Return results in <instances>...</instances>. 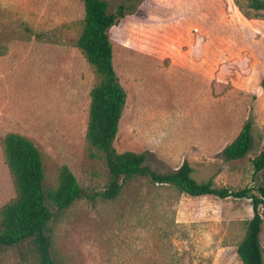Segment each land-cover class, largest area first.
<instances>
[{
	"label": "rangeland",
	"instance_id": "obj_1",
	"mask_svg": "<svg viewBox=\"0 0 264 264\" xmlns=\"http://www.w3.org/2000/svg\"><path fill=\"white\" fill-rule=\"evenodd\" d=\"M106 1L127 5L108 31L128 95L115 150L144 153L160 173L187 161L198 180L264 185V169L254 173L250 162L264 145V9L256 15L239 0L246 17L235 0ZM83 14L80 0H0V211L15 196L3 145L14 132L40 151L46 190L65 164L84 194L63 210L51 206L59 264H241L246 198L190 196L143 177L115 199L95 195L109 170L102 152L89 156L85 138L99 75L76 45ZM249 116L251 150L224 161L222 148ZM260 242L264 253V222ZM0 264L40 263L25 240L0 245Z\"/></svg>",
	"mask_w": 264,
	"mask_h": 264
},
{
	"label": "trees",
	"instance_id": "obj_2",
	"mask_svg": "<svg viewBox=\"0 0 264 264\" xmlns=\"http://www.w3.org/2000/svg\"><path fill=\"white\" fill-rule=\"evenodd\" d=\"M80 1L84 14L76 45L99 75V81L89 91L85 138L89 144V156H97L94 149L102 152L109 170L107 186L95 195L102 199H115L128 181L143 177L155 184H169L190 196L246 198L252 216L245 221L243 237L236 245V256L241 264H264L260 242L264 222V185L234 189L216 185L212 177L198 180L187 161L173 171L160 173L145 164L144 153L115 150L112 143L119 131L128 95L115 71L113 44L108 31L125 15L127 5L121 2L111 8L106 0ZM235 1L244 16H249V12L241 9L239 0ZM246 6L254 14L263 15L260 10L264 9V0H247ZM261 85L264 87V79ZM253 122L249 116L236 136L222 148L224 161H237L248 155L253 145ZM3 145L15 196L0 211V245L13 246L31 240L40 264H59L50 250L49 223L54 216L51 206L56 210L69 207L84 195L82 189L73 172L64 164L60 167L56 186L46 190L41 153L27 137L8 132L3 138ZM250 162L254 173L264 169V145Z\"/></svg>",
	"mask_w": 264,
	"mask_h": 264
}]
</instances>
